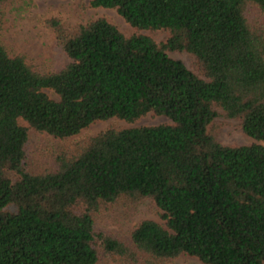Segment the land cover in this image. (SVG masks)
Masks as SVG:
<instances>
[{"label":"trees","instance_id":"16d2710c","mask_svg":"<svg viewBox=\"0 0 264 264\" xmlns=\"http://www.w3.org/2000/svg\"><path fill=\"white\" fill-rule=\"evenodd\" d=\"M13 1L0 0V264H264V0H91L169 36L53 20L69 62L46 71L2 40ZM219 110L256 142L221 143ZM151 112L171 122L107 128L54 169L28 166L31 130L63 139ZM120 199L152 202L164 223L142 220L129 243L105 232L96 216Z\"/></svg>","mask_w":264,"mask_h":264},{"label":"rangeland","instance_id":"374dc122","mask_svg":"<svg viewBox=\"0 0 264 264\" xmlns=\"http://www.w3.org/2000/svg\"><path fill=\"white\" fill-rule=\"evenodd\" d=\"M91 0H16L5 7V20L2 40L9 51L16 55H24L40 70H60L69 59L56 42L53 20L62 23L66 28L76 31L79 24L104 17L116 24L125 34L140 33L152 37L156 42L166 41L169 32L164 29L139 30L129 24L115 8H95ZM168 54L180 59L192 70L196 71L194 57L187 52L168 51ZM55 97L51 90H45ZM216 117L211 130L216 138L226 145H243L256 142L246 135L239 127L238 121L227 118L222 110ZM163 115L148 113L134 122L112 118L99 120L83 129L79 134L68 138L30 131L28 143V166L32 171L39 172L54 169L60 155H74L90 138L107 128H129L136 126H156L170 123ZM161 210L146 200L140 203H129L118 200L105 206L96 216L97 226L105 232L130 242L133 229L144 219H153L164 223ZM101 264H113L103 261ZM159 264H203L198 258L180 255L179 257Z\"/></svg>","mask_w":264,"mask_h":264}]
</instances>
